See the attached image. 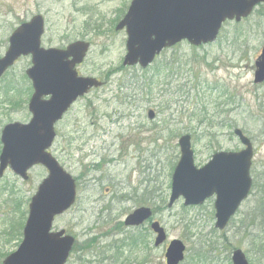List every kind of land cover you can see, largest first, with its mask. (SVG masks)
<instances>
[{"label": "rangeland", "instance_id": "rangeland-1", "mask_svg": "<svg viewBox=\"0 0 264 264\" xmlns=\"http://www.w3.org/2000/svg\"><path fill=\"white\" fill-rule=\"evenodd\" d=\"M130 1L0 0V58L12 32L41 15L42 47L90 42L77 71L105 83L78 100L55 126L50 152L77 182L75 205L53 223L54 231L75 239L66 264H165L172 240L185 246L181 264H231L235 250L249 264H264V84L253 83L254 63L264 45V4L239 23H225L213 44L193 48L182 42L174 47L181 70L170 86L169 74L152 79L149 93L146 78L173 51L162 53L145 73L122 67L126 35L114 27ZM30 65V58L20 59L0 78V132L7 124L29 122L24 77ZM206 86L216 88L212 96L200 94ZM10 88L20 91V97ZM214 107L231 127L201 125L202 112L212 115ZM149 110L155 113L152 121ZM236 128L253 146V187L227 227H214V198L196 207H184L179 199L167 209L180 156L178 139L191 137L194 165L200 168L217 152L242 149L232 133ZM46 177V170L36 166L26 181L10 170L0 178V264L18 248L29 202ZM140 207L150 208L152 220L164 228L167 240L162 246L153 247L149 224L140 229L123 225ZM132 236H142L146 245L130 249L126 240Z\"/></svg>", "mask_w": 264, "mask_h": 264}, {"label": "water", "instance_id": "water-1", "mask_svg": "<svg viewBox=\"0 0 264 264\" xmlns=\"http://www.w3.org/2000/svg\"><path fill=\"white\" fill-rule=\"evenodd\" d=\"M264 0H132L115 30L126 34L123 67L146 69L165 49L186 41L193 47L213 43L226 21L240 22ZM44 20L40 15L21 24L9 37L8 49L0 58V77L20 57H31L26 76L34 93L28 104L31 119L27 124L11 123L0 134V178L9 168L26 181L27 172L42 166L47 177L31 198L28 216L22 230V241L2 264H66L74 244L64 231L51 232L54 219L75 203L76 183L49 152L56 137L54 127L70 106L91 88L102 82L80 77L75 70L86 57L89 44L75 42L65 50L41 47ZM253 83L264 82V45L255 64ZM154 120L153 111H148ZM233 135L243 149L238 152H217L201 168L194 165L189 135L178 140L179 160L171 176L167 208L183 200L184 207L200 206L215 197L214 227L222 231L248 198L252 187L250 169L253 147L240 129ZM152 217V211L140 207L124 220L125 227H139ZM154 247L166 241L162 226L154 221ZM185 246L172 240L165 249V264H181ZM232 264H249L240 250L231 256Z\"/></svg>", "mask_w": 264, "mask_h": 264}, {"label": "trees", "instance_id": "trees-1", "mask_svg": "<svg viewBox=\"0 0 264 264\" xmlns=\"http://www.w3.org/2000/svg\"><path fill=\"white\" fill-rule=\"evenodd\" d=\"M174 49V48H173ZM172 49V55L171 57H169L168 60L165 59L164 63L161 62V65H159V67H154L153 71L154 73H152L151 75H149L146 78L145 81V86L148 89V92L151 93L152 92V85H153V80L155 77L159 76V78L164 76V73L169 74L168 75V86H170L172 80H173V76L178 74L179 71L182 68V64L179 63L180 57L177 53H174L175 50ZM188 64L186 63L185 66H187ZM148 69L144 70L143 73L147 72ZM197 87L202 88L201 85H198ZM216 88L215 87H208L206 86L205 88H203L202 90H200V94L203 95H209L212 96L215 93ZM218 98H221V96L219 95ZM204 108H206L204 106ZM214 113L212 115H208L206 109L204 110V112H202V116L203 118L200 119L201 125H203L204 123H207V127L209 129H211L212 127H231L230 124H227L228 121H224L220 119V113L218 110V107H214ZM222 111V110H221ZM224 110L222 111L223 114ZM222 118V116H221ZM264 195V194H263ZM261 217H262V221H264V203H262L261 205ZM21 236V235H19ZM126 241H128V246L130 247V249H134L137 247L142 248V245L145 246L146 243L144 241H146L142 236L140 237H136V236H132L131 238H128ZM148 246V245H147ZM146 246V247H147Z\"/></svg>", "mask_w": 264, "mask_h": 264}, {"label": "flooded vegetation", "instance_id": "flooded-vegetation-1", "mask_svg": "<svg viewBox=\"0 0 264 264\" xmlns=\"http://www.w3.org/2000/svg\"><path fill=\"white\" fill-rule=\"evenodd\" d=\"M9 39V38H8ZM8 41V40H7ZM77 41H86V40H83V39H79V40H75V41H73V42H71V43H68L64 48H59V49H61V50H65L70 44H72V43H74V42H77ZM88 42V41H87ZM7 44H8V42H7ZM89 44H90V42H89ZM91 45V44H90ZM8 47V46H7ZM6 50H7V48H6ZM5 50V51H6ZM23 58H30V57H22V58H20V59H23ZM20 59H18L17 60V62L20 60ZM16 62V63H17ZM15 63V64H16ZM14 64V65H15ZM77 67H79V66H76V70H77ZM11 69V68H10ZM78 72V71H77ZM79 74V73H78ZM3 77V76H2ZM25 78V81H26V84H27V86H28V90H26L25 91V93H28V94H30V96H29V99L27 100L28 102H27V111H28V104H29V102H30V99H31V97H32V95H33V93H34V90H33V87H32V83H31V81L28 79V78H26V76L24 77ZM92 90H94V89H90L88 92H87V94L88 93H90ZM9 92H15V94H17L19 97H20V91H18V90H16L15 88H10L9 90H8ZM17 91V92H16ZM86 94V95H87ZM82 97H80V98H78L77 100H76V102L78 101V100H80ZM76 102H74L73 103V105L76 103ZM30 115V114H29ZM134 229H139V228H134ZM66 234V233H65Z\"/></svg>", "mask_w": 264, "mask_h": 264}]
</instances>
